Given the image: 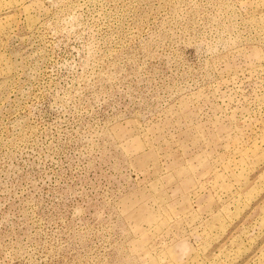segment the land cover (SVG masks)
Instances as JSON below:
<instances>
[{"label":"rangeland","instance_id":"1","mask_svg":"<svg viewBox=\"0 0 264 264\" xmlns=\"http://www.w3.org/2000/svg\"><path fill=\"white\" fill-rule=\"evenodd\" d=\"M0 264H264V0H0Z\"/></svg>","mask_w":264,"mask_h":264}]
</instances>
